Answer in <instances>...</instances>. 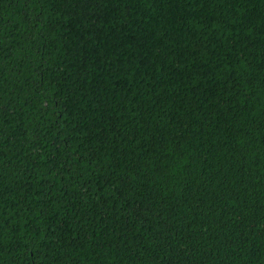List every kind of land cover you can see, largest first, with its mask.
Masks as SVG:
<instances>
[{"label": "trees", "instance_id": "trees-1", "mask_svg": "<svg viewBox=\"0 0 264 264\" xmlns=\"http://www.w3.org/2000/svg\"><path fill=\"white\" fill-rule=\"evenodd\" d=\"M0 264H264V0H0Z\"/></svg>", "mask_w": 264, "mask_h": 264}]
</instances>
